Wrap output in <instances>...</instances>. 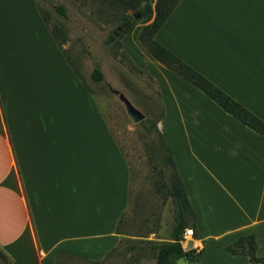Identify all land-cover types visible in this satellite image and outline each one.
<instances>
[{"label": "crops", "instance_id": "obj_1", "mask_svg": "<svg viewBox=\"0 0 264 264\" xmlns=\"http://www.w3.org/2000/svg\"><path fill=\"white\" fill-rule=\"evenodd\" d=\"M142 26L121 43L165 99L157 125L196 215L183 247L202 264H249L223 249L253 233L264 256V135L149 62ZM155 39L264 121V0H180ZM65 43L38 0H0V250L11 264L98 262L132 237L116 232L132 202L129 163ZM217 248L223 263L201 261Z\"/></svg>", "mask_w": 264, "mask_h": 264}, {"label": "rangeland", "instance_id": "obj_2", "mask_svg": "<svg viewBox=\"0 0 264 264\" xmlns=\"http://www.w3.org/2000/svg\"><path fill=\"white\" fill-rule=\"evenodd\" d=\"M38 2L51 26H53L52 22L54 20L56 23L62 21L66 27L67 40L65 45H67V48L65 52L92 89L101 112L119 148L129 163L131 170L130 200L135 203V206L137 203L140 205L138 208L135 207L136 212L132 216L133 221L130 226L126 225L123 227L127 229L125 234L132 235V237H123L119 243L120 245L118 244L116 250L105 260L98 262L69 260L66 264H156L155 259L148 256L134 261L131 258L134 251L124 250L125 245L139 239V236H136L137 234H141L140 232L152 225L151 221L155 215L159 216V227L155 232L147 235L149 240L161 241L168 239L174 224L171 200L168 199L166 204L162 205L160 198L154 191V170L151 168V162L149 161V139L147 134L140 122L134 123L131 120L118 94L115 93V91L123 93L141 112L143 104L140 100H145L141 96L144 97L147 94L149 99L146 102H150L153 99L158 103V105L156 104L157 109L160 108L162 110L163 115L160 120L166 118L165 99L164 96L162 97L160 84L152 77L148 68L145 70L137 68L127 54V57L123 56L119 47L116 54H114L113 48L106 43L108 34L112 32L114 27L119 25L121 17L130 11H125L121 7L111 5L108 1L101 0H38ZM60 4H63L66 8L65 18L58 17L55 12V8ZM141 17L142 15L139 14L137 20L139 21ZM55 32L58 38L62 39L60 31L55 28ZM147 55L146 53L141 54V59L145 62H147L146 59L152 58V56L148 55L149 58ZM152 59L149 62L152 61L156 65V59ZM96 64L99 65L104 74V78L100 82L93 81L90 76ZM146 65L156 70L153 65L149 63H146ZM136 91H138L136 94H141V96H137L135 94ZM167 119L170 121L169 116H167ZM160 132L170 147L176 165L173 148L166 140L163 132L161 130ZM145 218H148V221L144 226L142 221ZM237 239L238 237L228 242L227 245ZM211 241L213 240L211 239ZM182 243L185 247L190 246L191 239L186 238ZM226 246L223 250L229 253L226 250ZM217 254L216 252L206 251L204 256L201 257V261L205 262L209 258H217L221 262L222 254L218 248ZM177 263L190 264L183 259L178 260ZM198 264L202 263L198 262Z\"/></svg>", "mask_w": 264, "mask_h": 264}, {"label": "trees", "instance_id": "obj_3", "mask_svg": "<svg viewBox=\"0 0 264 264\" xmlns=\"http://www.w3.org/2000/svg\"><path fill=\"white\" fill-rule=\"evenodd\" d=\"M108 1L113 6H118L126 10H132L133 13H125L119 25L114 27L112 32L107 36L106 43L113 48L114 54L117 48L126 56L122 48L121 37L123 34L131 31L137 24H143L138 33V40L145 50L159 63L164 65L169 70L173 71L193 86L201 90L205 95L218 104L223 110L239 120L244 125L251 128L253 131L264 135V121L249 111L246 107L240 104L233 97L225 93L221 88L212 83L190 65L182 61L178 56L164 47L155 39V33L174 10L180 0H101ZM58 17H66V8L63 4L55 8ZM43 13V12H42ZM142 15L138 21L134 14ZM43 17L48 21L47 16L43 13ZM52 30L55 28L62 34V40H67V30L62 21L57 23L53 20ZM121 28V30H119ZM58 38V36H57ZM123 50V51H122ZM91 79L95 82H100L104 78V74L99 65L96 64L90 74ZM86 86V85H85ZM91 89L90 87H86ZM138 91L135 92V94ZM140 93V92H139ZM141 96V94H136ZM140 100L143 104L142 113L145 116L140 121L148 137L149 161L151 168L154 170L153 186L156 195L160 198L161 204L165 205L170 199L173 205L174 224L172 226L170 237L166 240L153 241L147 239V235L155 232L159 227V216L155 215L151 221L152 225L137 234L141 238L131 241L125 245L124 250L134 251L131 258L137 261L141 257L154 258L156 264H178V260L183 259L190 264H198L200 251H195L194 248L184 249L183 232L186 228H192L194 235L196 234V215L188 200L187 193L178 170L175 165L170 147L165 142L159 128L158 122L161 119L163 112L159 108L158 103L149 99L147 94ZM157 104V105H156ZM140 205L131 202L129 208L121 215L117 222L116 232L124 234V226L133 221V214L136 208ZM148 218L143 219L142 224L145 226ZM122 241V239H121ZM120 241V242H121ZM119 242V243H120ZM120 245V244H119ZM118 247V245H117ZM109 252L103 260H105L116 248ZM257 241L253 233L241 235L233 243L226 246V250L232 254H243L249 259V264H264V256H258L256 253ZM0 264H11L7 255L0 250Z\"/></svg>", "mask_w": 264, "mask_h": 264}, {"label": "water", "instance_id": "obj_4", "mask_svg": "<svg viewBox=\"0 0 264 264\" xmlns=\"http://www.w3.org/2000/svg\"><path fill=\"white\" fill-rule=\"evenodd\" d=\"M138 16L139 13L134 14L136 20L138 19ZM115 93L118 94V97L122 101L128 116L134 123H138L144 119L145 116L143 115V113L139 109H137L123 93H119L117 91H115Z\"/></svg>", "mask_w": 264, "mask_h": 264}, {"label": "built area", "instance_id": "obj_5", "mask_svg": "<svg viewBox=\"0 0 264 264\" xmlns=\"http://www.w3.org/2000/svg\"><path fill=\"white\" fill-rule=\"evenodd\" d=\"M194 235V232L192 230V228H186L183 232V240L186 239V238H191L193 237Z\"/></svg>", "mask_w": 264, "mask_h": 264}]
</instances>
